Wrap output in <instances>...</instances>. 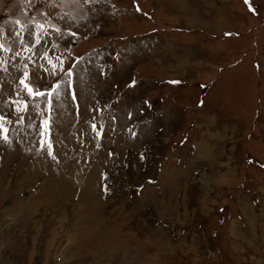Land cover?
<instances>
[{"label":"rangeland","instance_id":"374dc122","mask_svg":"<svg viewBox=\"0 0 264 264\" xmlns=\"http://www.w3.org/2000/svg\"><path fill=\"white\" fill-rule=\"evenodd\" d=\"M0 264H264V0H0Z\"/></svg>","mask_w":264,"mask_h":264},{"label":"snow or ice","instance_id":"6c2138e0","mask_svg":"<svg viewBox=\"0 0 264 264\" xmlns=\"http://www.w3.org/2000/svg\"><path fill=\"white\" fill-rule=\"evenodd\" d=\"M22 83H24L23 81H22ZM25 87L28 89V91L30 92V93H32L33 92V88L31 87V86H29L28 84H25ZM58 87V86H57ZM40 95H44V93H39ZM5 138V140H7V136H5L4 137Z\"/></svg>","mask_w":264,"mask_h":264},{"label":"bare ground","instance_id":"6f19581e","mask_svg":"<svg viewBox=\"0 0 264 264\" xmlns=\"http://www.w3.org/2000/svg\"><path fill=\"white\" fill-rule=\"evenodd\" d=\"M181 3V2H180ZM232 156V155H231ZM229 161V160H228ZM227 171V170H226ZM225 172V171H224ZM224 177V176H223Z\"/></svg>","mask_w":264,"mask_h":264},{"label":"crops","instance_id":"0c3cea01","mask_svg":"<svg viewBox=\"0 0 264 264\" xmlns=\"http://www.w3.org/2000/svg\"><path fill=\"white\" fill-rule=\"evenodd\" d=\"M225 176V175H224Z\"/></svg>","mask_w":264,"mask_h":264}]
</instances>
